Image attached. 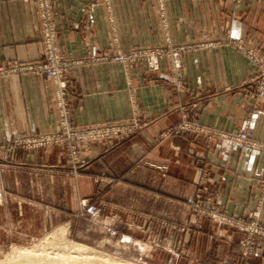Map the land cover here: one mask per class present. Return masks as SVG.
<instances>
[{
    "label": "crops",
    "instance_id": "obj_1",
    "mask_svg": "<svg viewBox=\"0 0 264 264\" xmlns=\"http://www.w3.org/2000/svg\"><path fill=\"white\" fill-rule=\"evenodd\" d=\"M50 2L60 52L68 60H83L66 75L72 123L84 126L136 115L142 126L107 148L88 145L82 170L69 186L51 174L44 176L48 184L40 178L33 191L57 193L56 203L50 204L55 209L76 208L75 199L92 202L101 193L110 207L177 222L187 221L197 192L229 215H244L259 200L264 223V149L219 136L236 134L248 121L250 141L264 146V89L255 93V81L264 73V0H164L161 12L156 0ZM235 42L254 59L237 50ZM166 43L184 48L175 74L165 58L156 72L143 63L126 71L116 62L84 60L90 51L100 56ZM41 58L32 5L1 0L0 62ZM53 95L52 82L43 77L20 73L0 78V147L19 135L55 130ZM185 121L211 134L186 130L165 136ZM11 155L0 149V159ZM13 159L25 166L34 160L63 162L59 147L18 153ZM100 174L103 180H98ZM30 176L1 172L0 193L31 192ZM64 191L74 195L72 204H63Z\"/></svg>",
    "mask_w": 264,
    "mask_h": 264
},
{
    "label": "rangeland",
    "instance_id": "obj_2",
    "mask_svg": "<svg viewBox=\"0 0 264 264\" xmlns=\"http://www.w3.org/2000/svg\"><path fill=\"white\" fill-rule=\"evenodd\" d=\"M12 140L0 147L12 154L10 159H0V173H29L32 191L0 193V264H23L27 253L19 252L20 249H33L32 256L36 255L33 258L38 264H58L56 260L65 256L66 259L76 256V264L78 261L79 264H264L263 236L250 237L245 226L214 220L201 215L199 210L193 211L191 206L186 222L142 216L127 207H110L101 193L92 202L86 198L75 199L76 208L50 207L56 203L57 193L36 192L33 188L40 178L48 184L50 179L44 176L51 174L62 176L63 186H69L82 170L86 147L73 160L66 144L12 149ZM50 147L61 149L60 165L34 160L25 166L13 159L18 153L45 151ZM102 177L100 174L98 180H103ZM71 199L74 195L64 191L63 204L74 202ZM199 220H205L206 224H200ZM67 246L81 249L84 256L66 254Z\"/></svg>",
    "mask_w": 264,
    "mask_h": 264
},
{
    "label": "built area",
    "instance_id": "obj_3",
    "mask_svg": "<svg viewBox=\"0 0 264 264\" xmlns=\"http://www.w3.org/2000/svg\"><path fill=\"white\" fill-rule=\"evenodd\" d=\"M1 1V0H0ZM32 5L34 14L37 18L39 37L42 45V58L30 62L7 61L0 62V78L20 73H30L34 76L43 77L50 80L53 84V100L57 116L56 129L52 132L41 134H23L12 140V149L20 147L26 150L42 147L49 143L66 144L70 148V156L76 160L82 153V148L91 144H101L102 146L111 144L112 142H120L125 138L135 134L140 130L142 124L136 115H132L128 119L116 120L110 122H100L96 124H88L84 126H75L70 118L69 104L67 99V83L66 75L69 69L83 60H68L60 52L56 43V27L52 15L50 0H22ZM237 2L238 0H234ZM92 4L98 0H91ZM157 10L162 11L164 0H156ZM234 46L237 50L245 53L254 59L252 52L244 49L239 43L235 42ZM184 50L181 46H170L167 43L161 47L155 48H134L123 51L113 49L111 54H103L95 56L91 51L87 53L88 62L95 61H112L120 64L124 70H129L131 65L143 63L147 71L156 72L159 68V60L165 58L168 68L174 74L181 68L180 54ZM255 93H259L264 89V73L255 81ZM180 85L177 84V87ZM255 93L249 97L254 98ZM186 130H192L197 133L210 135L211 131L198 126L195 122H181L179 125L165 133L174 134ZM249 122L246 121L241 131L236 134H220L219 136L231 143L243 144L245 146L257 149H264L262 144H256L250 141ZM157 169L163 170L158 167ZM212 198L209 196L201 197L197 192L194 195L190 206L193 211L199 210L198 213L214 220H221L227 224H239L245 227L250 237L259 234L264 238V225L260 218V201L256 202L253 209L244 215L228 216L222 209H216L212 206ZM206 210V211H204ZM249 237V238H250Z\"/></svg>",
    "mask_w": 264,
    "mask_h": 264
},
{
    "label": "bare ground",
    "instance_id": "obj_4",
    "mask_svg": "<svg viewBox=\"0 0 264 264\" xmlns=\"http://www.w3.org/2000/svg\"><path fill=\"white\" fill-rule=\"evenodd\" d=\"M64 250H65V252H66V254L67 253H69V254H82L83 252H81L80 250L81 249H79V248H77V247H73V246H67V247H65L64 248ZM84 250V249H83ZM26 252L27 253V255L30 253V255L31 256H27L26 254L23 256V264H38L39 263V261L37 262L36 260H34V256H36V255H34V256H32L33 255V252H34V250L33 249H20L19 250V252ZM59 252V251H58ZM88 252V251H87ZM63 253V252H62ZM36 254H38V253H36ZM60 254V253H59ZM83 255V254H82ZM88 255V254H87ZM63 256H64V254H63ZM72 256V255H71ZM74 256V255H73ZM81 256V255H80ZM79 256V257H80ZM84 256V255H83ZM94 256V255H93ZM55 257H56V255H55ZM68 257V256H67ZM74 257H76V256H74ZM74 257H71V258H68V259H66V256H65V258H59L58 260H56V262L58 263V264H76V259L74 258ZM78 257V256H77ZM51 258V257H50ZM49 258V259H50ZM56 258H58V257H56ZM84 258V257H83ZM87 258H88V256H87ZM100 258V257H99ZM53 259V258H52ZM85 259H86V257H85ZM89 260V259H88ZM100 260V259H99ZM90 261V260H89ZM80 262L78 261V264H79ZM89 263V262H88ZM92 263V262H91Z\"/></svg>",
    "mask_w": 264,
    "mask_h": 264
}]
</instances>
